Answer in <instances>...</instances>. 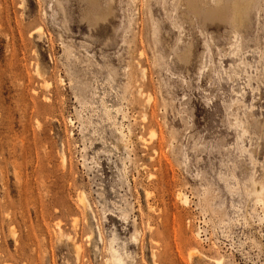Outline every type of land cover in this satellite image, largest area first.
Instances as JSON below:
<instances>
[{
  "label": "rangeland",
  "instance_id": "obj_1",
  "mask_svg": "<svg viewBox=\"0 0 264 264\" xmlns=\"http://www.w3.org/2000/svg\"><path fill=\"white\" fill-rule=\"evenodd\" d=\"M189 1L0 0V264H264V0Z\"/></svg>",
  "mask_w": 264,
  "mask_h": 264
},
{
  "label": "bare ground",
  "instance_id": "obj_2",
  "mask_svg": "<svg viewBox=\"0 0 264 264\" xmlns=\"http://www.w3.org/2000/svg\"><path fill=\"white\" fill-rule=\"evenodd\" d=\"M189 2L192 12L196 15L204 12L207 19L214 20L226 19L227 14H230V19L233 23L243 22L247 16L246 11L249 4V0H190ZM178 7H180V5ZM110 15L111 14L101 11L99 7L95 6L91 1L89 3L87 15L85 14L86 18L90 21V23L93 24H97L100 21H105ZM185 201L187 202V198H185ZM113 260L115 264H123L124 262L117 250L113 253ZM215 263L222 264V261L218 260Z\"/></svg>",
  "mask_w": 264,
  "mask_h": 264
}]
</instances>
